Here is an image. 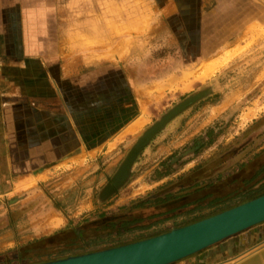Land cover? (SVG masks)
<instances>
[{
  "label": "rangeland",
  "instance_id": "1",
  "mask_svg": "<svg viewBox=\"0 0 264 264\" xmlns=\"http://www.w3.org/2000/svg\"><path fill=\"white\" fill-rule=\"evenodd\" d=\"M0 33L4 91L47 92L52 80L76 110L81 143L56 165L0 184V264L106 248L116 238L99 230L98 217L152 192L181 186L184 198L168 209L237 190L232 165L224 177L214 173L234 141L264 132V116L250 121L264 115V0H0ZM197 92L107 195L140 135ZM258 147L241 158L245 167L233 166L235 178H249L264 159L251 158Z\"/></svg>",
  "mask_w": 264,
  "mask_h": 264
},
{
  "label": "crops",
  "instance_id": "2",
  "mask_svg": "<svg viewBox=\"0 0 264 264\" xmlns=\"http://www.w3.org/2000/svg\"><path fill=\"white\" fill-rule=\"evenodd\" d=\"M3 41L4 36L0 33V55ZM3 84L1 81L0 184L8 183L13 176L38 174L40 169L56 165L63 157L66 159L80 148L81 143L72 119L76 110L67 106L69 104L64 97L59 96L52 80L48 81L47 92L33 90L27 93L23 88L20 93L9 94L4 91ZM261 116L264 115L253 117L254 121ZM250 121L251 124L254 122L253 119ZM262 149L264 145L253 150L251 158L260 159L264 156V154L259 155ZM240 162H242L239 163L240 166H246L243 160ZM261 164H264V159L254 169L261 167ZM234 167L227 171V176H232L229 172H233ZM216 176L223 175L216 174ZM259 181L264 182V172L256 176L251 183H259ZM180 198L181 195L171 201L178 202ZM216 198L215 195L209 194L202 199H193V201L201 200V203L198 202L201 208L192 204L180 209L179 213L183 217L188 214L190 218L208 215L218 205L223 204L224 200L218 205H212ZM235 198L239 199V197ZM237 204L240 203L228 206ZM183 217L179 220L181 221ZM169 264H264V221Z\"/></svg>",
  "mask_w": 264,
  "mask_h": 264
},
{
  "label": "water",
  "instance_id": "3",
  "mask_svg": "<svg viewBox=\"0 0 264 264\" xmlns=\"http://www.w3.org/2000/svg\"><path fill=\"white\" fill-rule=\"evenodd\" d=\"M202 95L203 92H197L187 97L149 127L131 150L112 182L116 184L123 178L132 158L148 136ZM262 221L264 194L150 237L34 264H169Z\"/></svg>",
  "mask_w": 264,
  "mask_h": 264
},
{
  "label": "trees",
  "instance_id": "4",
  "mask_svg": "<svg viewBox=\"0 0 264 264\" xmlns=\"http://www.w3.org/2000/svg\"><path fill=\"white\" fill-rule=\"evenodd\" d=\"M258 120L254 121L253 123L258 122ZM261 136H264V132L260 131L255 137H252L251 141H247V140L244 141L240 140L238 142L234 141L235 143L233 142V145H231L230 149L224 150L223 153L219 155L221 157L227 155V157L224 160H222V164L218 165L219 167L216 168L215 170L216 173L214 174L222 173L223 170L229 167L228 165L234 166L235 164H238V162L241 160L243 155L246 154L248 149H252L253 147H258L257 137L261 138ZM237 139L239 140V138ZM260 154H264V149H262V151L259 152V155ZM228 160L231 161L229 163H226L225 161ZM261 167L257 168L256 170L254 169V172L247 179L235 178L234 177L235 173H233L234 172L233 171L232 184L237 189L233 193L234 196H231L229 194L224 198L218 197L215 199V201H213L214 203L212 205H218L223 200H226L229 197H239V199L233 203L236 204L237 202L241 203L251 198H254L258 195L264 194V182L259 181V183L258 182L251 183V181L256 176L264 172V164H261ZM179 190H181V186H177L176 188H172L168 191L164 190L161 192H152L149 195L134 200L130 204L119 209V211L117 212H114L109 215L99 216L96 221L98 224H100L99 230L100 229L105 230L107 232V235H109L108 238L110 240L116 238V242L113 241L107 247H112V246L128 243L131 241H136L159 233H163L170 230V227L172 226L174 227L183 226L191 222L197 221L199 219L205 218L207 216L213 215L229 207V206H224L222 208H214V210L211 211L210 214L208 215H200L194 218L192 217L190 218L189 217L190 215L186 214L183 217V215L179 213L180 209L195 204V201L193 202L189 201L187 203H184L185 205L179 204V206H174L168 209H164L166 206L174 203L173 201H171L172 199H175L180 195H181L180 199L184 198L183 197L184 195H182V193ZM198 202L201 203V200H199ZM198 202H196L197 205L195 204V207L200 206L201 208V204H198ZM187 209L191 210V208H187ZM182 217L183 219L180 222H177V218H182ZM168 221H173L174 222L173 225L159 230L156 229L155 231L154 228L160 227L166 224ZM77 234L78 237L81 236V232H78ZM132 234H136V236H134V238H131L128 241H122V242L120 241L121 237L123 236L125 237ZM98 249H103V248L87 249L84 250V252L94 251Z\"/></svg>",
  "mask_w": 264,
  "mask_h": 264
},
{
  "label": "flooded vegetation",
  "instance_id": "5",
  "mask_svg": "<svg viewBox=\"0 0 264 264\" xmlns=\"http://www.w3.org/2000/svg\"><path fill=\"white\" fill-rule=\"evenodd\" d=\"M179 112H177V114H179ZM176 115V114H175ZM178 116V115H177ZM174 118V117H173ZM171 119V118H170ZM170 119L167 121L169 122ZM167 122L163 125V127H161L160 129L156 130L154 133H152L150 136H148V138L145 140V142L143 143V145L139 148V150L136 152V155L132 158L127 170H126V173L125 175L123 176L122 179H120L116 184H114L112 182V180L114 179V177L117 175L118 171L120 170L122 164L124 163V161L126 160V158L128 157V155L130 154L131 150L134 148V146L138 143V141L145 135L146 131L149 129H147L143 134L140 135L139 139L136 140V142L134 143V145L132 146L131 150L128 152V154L126 155V157L124 158L123 162L120 164L118 170L116 171V173L114 174V176L112 177V179L110 180V182L108 183V185L106 186V193L107 195L114 192L115 190H117L118 188L122 187L125 183H126V180H127V177L129 175V173L131 172V167L133 166V164L135 163V159L137 158L138 154L146 147L148 146L153 137L161 130H163V128L165 129V125L167 124ZM111 186V188H110Z\"/></svg>",
  "mask_w": 264,
  "mask_h": 264
}]
</instances>
